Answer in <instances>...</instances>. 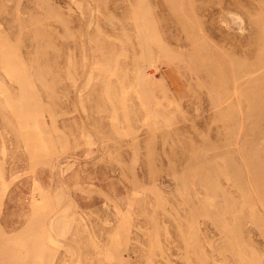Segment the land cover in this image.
I'll return each instance as SVG.
<instances>
[{
    "label": "rangeland",
    "instance_id": "rangeland-1",
    "mask_svg": "<svg viewBox=\"0 0 264 264\" xmlns=\"http://www.w3.org/2000/svg\"><path fill=\"white\" fill-rule=\"evenodd\" d=\"M0 264H264V0H0Z\"/></svg>",
    "mask_w": 264,
    "mask_h": 264
}]
</instances>
